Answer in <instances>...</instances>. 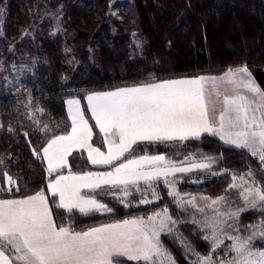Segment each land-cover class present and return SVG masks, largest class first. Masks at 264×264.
I'll return each mask as SVG.
<instances>
[{"label": "trees", "instance_id": "1", "mask_svg": "<svg viewBox=\"0 0 264 264\" xmlns=\"http://www.w3.org/2000/svg\"><path fill=\"white\" fill-rule=\"evenodd\" d=\"M0 9V159L4 160L0 188L5 189L0 198H22L46 189L49 177L33 149L40 151L48 139L69 131L66 101L70 98L80 100L93 129L92 143L103 148L102 135L86 104L90 92L221 74L237 66L250 69L264 88V0H80L54 19L56 33L50 38L45 34L55 18L50 15L55 13L50 0H0ZM47 13L50 18L42 19ZM36 24L45 25L34 32ZM29 101L31 107H26ZM29 112L38 123L28 118ZM38 126L46 132H38ZM167 143H139L134 151L169 157L207 153L219 158V167L235 172L250 168L256 180L264 182V170L256 158L244 149L224 146L213 135ZM69 161L72 172L95 169L83 151L72 153ZM5 170L17 179L20 189L17 192L14 186L11 197L6 192ZM192 175L176 173L178 193L216 198L231 182L229 175H222L209 183L191 185ZM143 185L139 184L142 192ZM157 191L160 198L150 205L138 204L140 192L132 187L129 207L113 195L97 196L112 208L110 213H68L55 203L52 212L58 226L83 231L167 208L177 221L178 233L196 251L207 253L208 242L183 221L185 214L165 184L158 183ZM240 220L245 225L252 222L247 215ZM162 240L177 264H192L170 238L163 236ZM131 261L121 259L123 264Z\"/></svg>", "mask_w": 264, "mask_h": 264}, {"label": "snow or ice", "instance_id": "2", "mask_svg": "<svg viewBox=\"0 0 264 264\" xmlns=\"http://www.w3.org/2000/svg\"><path fill=\"white\" fill-rule=\"evenodd\" d=\"M2 14L3 9H0ZM220 84L234 85L233 95L223 98L224 107L218 124H213L209 119L208 104L212 94L220 95ZM87 101L96 126L104 134L107 154L88 143L91 129L78 108L79 102L69 100L71 132L51 137L40 151L33 149L35 159L46 164L45 172L49 177L46 189L23 198H0V264H122L121 257L143 261V264H176L161 238L162 234L173 236L174 233L185 252L196 255L192 264H264V245L257 249L253 244L256 239L264 240V182L258 184L251 170L243 175L232 173V183L223 195L214 199L201 197L210 201L205 207L211 208L213 215L204 216L202 220L193 215L191 222L198 226L211 245L207 256L195 253L176 232L177 221L167 208L146 218L135 217L75 232L70 226L55 223L51 207L55 203L58 209L68 213L78 211L85 216L96 212L110 213L112 208L96 197L113 195L118 202L129 207L128 197L132 195L128 191L129 185L140 192V204L152 203L159 198L152 182L163 178L177 208L184 210L185 201L174 191L176 173L201 171L226 175V171L221 173L213 169V157L199 160L193 157L188 166L177 165L162 155L127 158L125 153L133 151V145L138 141L184 142L198 139L201 133L206 132L218 135L226 145L247 149L264 168V90L257 87L246 66L228 69L220 77L146 82L93 93L87 96ZM31 103L29 101L26 107H31ZM28 118L38 123L32 112L28 113ZM37 131L46 132V129L38 126ZM85 148L92 165L107 166L111 170L62 174V170L68 167L67 157L72 151ZM3 165L4 160L0 159V166ZM3 177L8 197L13 196L14 186L15 191H20L17 179L6 170ZM169 177L173 179L169 180ZM140 181L147 184L143 192L139 187ZM81 189H87L88 193H82ZM117 190L120 195H115ZM232 190H238L244 201L243 207L229 206ZM3 191L5 189L0 188V192ZM147 192H151V200L147 198ZM49 194L52 201L48 199ZM194 201L195 197H192L186 203L203 213L204 207H199ZM221 205L228 210L223 211ZM249 208L259 209L261 219L247 226L248 235L226 232L225 226L239 232L240 214ZM230 220L233 223L229 224ZM225 240L231 241L227 249L233 255L231 259L217 261L216 251Z\"/></svg>", "mask_w": 264, "mask_h": 264}, {"label": "rangeland", "instance_id": "3", "mask_svg": "<svg viewBox=\"0 0 264 264\" xmlns=\"http://www.w3.org/2000/svg\"><path fill=\"white\" fill-rule=\"evenodd\" d=\"M75 1H77L78 3L80 2V0H50V3L55 7V10H54L55 13H51L50 15L55 14V15H53V17H55V18H53V25H52V27L49 28L48 30H46V32H45V34L47 35V37L50 38V37L53 36V33H56L55 27H54L56 24H55L54 19H56V18L60 19L61 14H66L71 9L72 3L75 2ZM49 18H50V16H48V13H47V15L43 16L42 19H46L47 20ZM43 25H45V24H42L41 26L39 24H36V26L34 25L33 31L34 32L40 31L43 28ZM236 68H239V67H235L234 69H236ZM71 100H77L79 102L78 105H79L80 109H83L82 108V105H81V102H80V100L78 98H72ZM231 147L235 148L234 146H231ZM193 157H195L197 160L202 159L203 157H213V158H215L213 155H210V154H207V153H202V152H189V153H186V155H184V156H182V155H180V156L177 155L176 156L175 155L174 157L166 158V160L173 161L177 165H180V166H188V164L192 162ZM219 162H220L219 161V158H215V163L213 164V169L215 171L221 172V173H223V172L226 171V175H229L230 177H231V174L232 173H237L238 175H243V174L247 173L249 170H251L250 168L249 169H246L245 168V169H241V170H239L237 172L230 171L229 169H227L224 166L219 167ZM258 162H259V160H258ZM259 164H260V162H259ZM263 170H264V168H263ZM251 172L253 173L252 170H251ZM220 176H222V175H211V174H209L207 172L193 171V175L189 178V181L188 182L191 185H201V184L209 183L212 180H214L215 178L220 177ZM172 179H173L172 177H169V180H172ZM254 179L256 180L255 177H254ZM175 180H176V184H175L174 191L175 192H178L177 191V188L178 187L176 188V186H177V179L175 178ZM256 182L258 184L261 183L258 180H256ZM140 183H144L143 186L145 187V189H144V191H145L147 189V184L144 181H140ZM158 183H161V184L163 183L164 184L163 178H161L159 180H154L152 182L153 187L155 188V190H156V192L158 194V197L160 198V195H159V193L157 191V189H158ZM230 183H232V180H231ZM237 183L239 184L240 182L237 181ZM132 187H134V186L129 185V187H128V191L129 192H130V189H132ZM168 191H169V189H168ZM117 192L118 193H116L115 195H120V193H119L118 190H117ZM179 194L183 198V200L185 201L184 210H182L184 212V214H185L184 217H183V221L186 224H189L190 226H192L195 229V232L197 233L196 235L200 239L205 240L204 239V233L198 228V226L196 224L192 223L191 221H192L193 215H195V217L197 218V220H202L204 218V216H211V215H213L212 209L211 208H208V207H205L207 204L210 203V201H205V200L201 199V197H204V195H202L200 193H181V192H179ZM146 195H147V198L149 200L152 199L151 192H147ZM229 196H230L229 206L231 208L243 207L244 206V201L240 198V196L238 194V190H232L229 193ZM192 197H195L194 203L196 205H198L199 207H204L205 210H204L203 213H200V212L196 211L195 208L190 207V206L187 205L186 201H188ZM112 198H114V197H112ZM171 198L173 199L172 196H171ZM140 199H139V201H140ZM139 201H138V204H140ZM157 201H158V199H156L152 203L141 204V205H143V206L150 205V204H153V203H155ZM221 208H222L223 211H227L228 210V208L224 207L223 205H221ZM161 210L162 209H159V210H156L155 212H159ZM153 213L154 212H151V213H149L147 215H139L138 217H144V218H146L148 215H152ZM243 215H247L248 219H250L252 222L251 223H248L246 225H245V223L244 224L241 223V220L240 219H241V216H243ZM260 219H261L260 210L259 209H251V208H249V210H247L245 212H242L240 214V218H239V221H238V229H239V232L238 233L235 232V231H233L231 228H228L227 226H225V231L226 232H232L233 235L240 234L242 236H246V235H248V232L246 231L247 226L258 223L260 221ZM116 221H118V220H116ZM228 223L231 224L233 222L230 220V221H228ZM175 227H176V232L178 233L177 223H176V226ZM180 235L182 236V238L184 239V241L187 244H189V242L185 239V237L182 234H180ZM163 236H166V235L162 234V237L161 238H163ZM167 237L170 238L173 241V243H174L175 246L179 247V249L182 252V254H184L185 258L190 263H192L193 261L196 260V255L194 253H192V252H185L184 248L180 246V244L176 240V234L175 233L173 234V236H167ZM230 243H231V241L225 240L224 245H222L220 249H217L216 256H215V258H216L217 261L231 259V256L233 254L228 253V249H227V245H229ZM208 244H209V247L210 248H209L208 252L205 253V254H203L201 250L196 251L193 248V246H191V247L195 250V253H199V254H201L203 256H207L209 254V252H210V249H211V245H210L209 242H208ZM253 244H254V247L255 248L259 249V248H261L262 245H264V240L256 239L255 241H253ZM131 262H132V264H143V261L137 262L135 260H132ZM176 264H177V262H176Z\"/></svg>", "mask_w": 264, "mask_h": 264}, {"label": "crops", "instance_id": "4", "mask_svg": "<svg viewBox=\"0 0 264 264\" xmlns=\"http://www.w3.org/2000/svg\"><path fill=\"white\" fill-rule=\"evenodd\" d=\"M237 67H241V66H237ZM235 68V67H234ZM234 68H231V69H234ZM249 70V72L251 73V76H252V78H253V80L255 81V84L257 85V87H259L260 89H262V90H264V88L258 83V81L256 80V78L254 77V75H253V73L250 71V69H248ZM227 71V70H226ZM225 71V72H226ZM225 72H223V73H221V74H211V75H209V74H206V75H199V76H195V77H180V78H171V79H166V80H161V81H155V82H162V81H169V80H178V79H191V78H196V77H205V78H210V77H220V76H222ZM140 85V84H139ZM132 86H138V85H132ZM125 87H131V86H125ZM121 88H124V87H121ZM233 88H234V85H230V84H220L219 85V89H218V91H219V96H217V95H215V94H212L211 95V97H210V100H209V104H208V115H209V119H210V121L213 123V124H218V117H219V114L221 113V111L223 110V98L225 97V96H228V97H231L232 95H233ZM117 89H119V88H116V89H113V90H108V91H94V92H90V93H88L87 95H86V100H87V96L88 95H90V94H93V93H103V92H109V91H115V90H117ZM239 91L242 93V94H244V95H246V96H249V98L250 99H254L253 97H251V95L249 94V93H247V92H245L243 89H239ZM72 98H70V99H68L67 101H66V111H67V115H68V118H69V120H70V123H71V127H70V129H69V131L66 133V134H68V133H70L71 132V129H72V120H71V118L69 117V104L67 103L69 100H71ZM86 104H87V108H88V111H89V114H90V117H91V119H92V121H93V123H94V125H95V127L97 128V130L100 132V130H99V128L96 126V123H95V120L92 118V114H91V111H90V109H89V107H88V101H86ZM78 108H79V110L82 112V114H84L83 113V109H80V107H79V105H78ZM86 117H85V115H83V119L86 121L87 119H85ZM88 121V120H87ZM87 124H88V127L91 129V139L88 141V143L89 144H91L93 147H96V148H99L102 152H104L105 154H107V147L105 146V144H104V139H105V137H104V134L103 133H101V135H102V138H101V141L103 142V148H100V147H98V146H96V145H94L93 143H92V137H93V129H92V126H91V124L89 123V121L87 122ZM65 135V134H64ZM204 135H211V134H209V133H206V132H203V133H201V135H200V137H202V136H204ZM109 136L111 137V133H109ZM213 136H215L224 146H227V147H231V145H226V144H224V142L219 138V136L218 135H213ZM199 137V138H200ZM118 139V138H117ZM174 141H178V140H173V141H165V142H159V143H169V142H174ZM139 143H141V144H149V143H157V142H148V141H138L135 145H133V151H130L129 153H125V156L127 157V158H133L134 156L135 157H139V156H141V155H145V154H147V155H162V156H164V157H166V158H169V156H167V155H165V154H155V153H145V154H136L135 153V151H134V149H135V147H136V145L137 144H139ZM167 143V144H168ZM45 146H46V144H45ZM233 148V147H232ZM244 150H246L247 151V149H244ZM76 151H83L84 153H85V155H86V157H87V160H88V152H87V150H86V148L85 149H74L73 151H72V153H74V152H76ZM248 152V151H247ZM71 153V154H72ZM249 153V152H248ZM250 154V153H249ZM178 156H180V154H177ZM176 155V156H177ZM70 156L71 155H69L68 157H67V160H68V167H66V168H64L63 170H62V174H64V175H67V174H69V171H70V167H71V165H70V161H69V159H70ZM88 162H89V160H88ZM90 163V162H89ZM90 165H92L91 163H90ZM44 166H45V168H46V164H44ZM93 167H95V169H93L92 170V172H102V171H109V170H111L110 168H108L107 166H99V165H92ZM72 172V171H71ZM73 174H80V173H84V172H72ZM53 175H55V174H53ZM48 182V181H47ZM46 187H47V184H46ZM129 187V186H128ZM81 192L82 193H85V194H87L88 193V190L87 189H81ZM23 198V197H22ZM51 195L49 194L48 195V199H49V201H51ZM99 201H100V199L98 198V197H96ZM57 200H58V197L56 198ZM102 202V201H101ZM52 207V206H51ZM53 218H54V221H55V223H56V220H55V216L53 215ZM132 218H134V217H132ZM132 218H126V219H132ZM123 220H125V219H122V220H118V221H113V222H109V223H104V224H110V223H116V222H121V221H123ZM57 224V223H56ZM104 224H101V225H98V226H95V227H99V226H102V225H104ZM93 228V227H92ZM90 229V228H89ZM89 229H86V230H83V231H87V230H89ZM83 231H75V232H83ZM120 260L121 259H127V257H121V258H119ZM128 260V259H127Z\"/></svg>", "mask_w": 264, "mask_h": 264}]
</instances>
